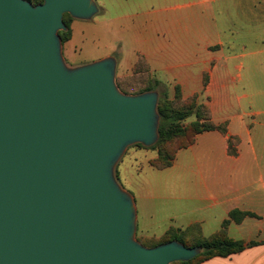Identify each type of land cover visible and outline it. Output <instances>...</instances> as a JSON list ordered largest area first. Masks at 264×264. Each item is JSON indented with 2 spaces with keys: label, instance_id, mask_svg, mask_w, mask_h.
Returning <instances> with one entry per match:
<instances>
[{
  "label": "water",
  "instance_id": "1",
  "mask_svg": "<svg viewBox=\"0 0 264 264\" xmlns=\"http://www.w3.org/2000/svg\"><path fill=\"white\" fill-rule=\"evenodd\" d=\"M94 0H0V264H174L202 247L136 239L138 208L116 168L159 141L160 93H123L113 56L69 66L65 16Z\"/></svg>",
  "mask_w": 264,
  "mask_h": 264
},
{
  "label": "crops",
  "instance_id": "2",
  "mask_svg": "<svg viewBox=\"0 0 264 264\" xmlns=\"http://www.w3.org/2000/svg\"><path fill=\"white\" fill-rule=\"evenodd\" d=\"M199 2L217 5V21L215 26L209 23L210 30L204 35L200 32L197 48L181 53L168 40L167 45L136 53L147 59L160 83L179 85L184 97L198 94L199 103L210 109L213 122L228 125L226 135L205 132L186 149L193 151L201 146L206 155L201 173L205 189L199 199L201 208L198 217L192 215L184 225L197 222L218 230L232 211L250 214L241 222L232 221L229 228L232 239L242 241L246 249L202 264H264V0ZM72 30L69 42L74 36L73 26ZM212 30H216L215 39L207 34ZM213 45L219 48L214 54L209 50ZM179 57L188 62L178 63ZM117 60V72L123 66L125 74H130L138 55ZM233 137L240 141L235 155L229 153ZM170 219L176 223L173 217Z\"/></svg>",
  "mask_w": 264,
  "mask_h": 264
},
{
  "label": "rangeland",
  "instance_id": "3",
  "mask_svg": "<svg viewBox=\"0 0 264 264\" xmlns=\"http://www.w3.org/2000/svg\"><path fill=\"white\" fill-rule=\"evenodd\" d=\"M94 1L100 12L92 20H66L71 31L72 26L74 28L72 41L63 43L66 63L69 66L85 65L110 53L121 60L138 55L137 63L130 70V74H125V68L120 67L117 72V85L118 80L124 82L130 78L132 80H128L127 84L131 85L132 90L151 85L161 97L175 99L179 85L168 86L160 83L147 59L140 52L136 53V50H150L158 45H167L170 40V44L181 53L190 52L193 47L199 46L200 41L197 40L202 38L200 32L204 35L210 30L209 23L215 26L217 5L211 2L201 3V0ZM194 2L198 4L191 6ZM212 31L207 34L215 39L216 30ZM209 48L213 54L219 49L215 45ZM140 58L145 63L137 66ZM186 61L188 62L184 58H178V63ZM204 82L207 85V74L204 75ZM181 96L184 99L193 97H184L182 90ZM194 96H197L199 103V95ZM193 120L191 118L185 124ZM236 147L237 145L233 147L235 151ZM188 148L176 153L177 164L170 169L159 170L153 166V162L159 158L158 149H143L136 145L127 150L117 165L116 174L121 186L136 199V239L146 247L150 248L148 244L161 241L172 229L185 232L187 240L193 241L211 237L223 228V225L218 230L205 228L197 222L184 225L192 215V218L198 217L201 208L199 199L205 191L201 173L206 154L201 146L193 151L186 150ZM216 157L217 160L220 159L219 156ZM171 217L176 220L175 224L171 222ZM230 225L231 222L227 227V235L232 239Z\"/></svg>",
  "mask_w": 264,
  "mask_h": 264
},
{
  "label": "trees",
  "instance_id": "4",
  "mask_svg": "<svg viewBox=\"0 0 264 264\" xmlns=\"http://www.w3.org/2000/svg\"><path fill=\"white\" fill-rule=\"evenodd\" d=\"M33 5L43 3V0H27ZM72 19L70 15L65 16V24L67 31L60 32V36L63 43L71 40L72 31L66 22L67 19ZM144 59L140 58L137 66L143 65ZM128 80H118L119 88L125 94H142L149 91H154L153 86L149 85L139 90H132L131 85L127 84ZM206 82V81H205ZM159 84V83H158ZM159 114L161 117L159 127V141L151 148H145L142 145H136L143 149H158L159 158L153 162V166L159 170H164L172 167L173 162L176 158V153L181 150L188 148L195 144L196 139L199 135L210 132L218 131L223 135L228 132V125L221 124L216 125L212 120V114L208 106L200 104L197 101V96H193L188 99H184L181 96V88H177V94L175 99H169L168 97H161L159 101ZM194 120L185 124L189 119ZM239 144V139L233 137L229 141V153L235 155L236 151L233 149L234 146ZM250 214L240 212L238 210L230 213L229 219L223 223V228L208 238H198L193 241H188L185 232L181 233L177 230H170L167 235L158 243H150L149 246L156 247L161 244L169 243L172 241H178L183 243L186 247H202L203 252L195 259L189 262H177L174 264H202L214 258H227L234 254H238L246 249L245 244L242 241H236L231 239L227 235V227L230 222H241L243 218ZM251 243L250 245H255Z\"/></svg>",
  "mask_w": 264,
  "mask_h": 264
}]
</instances>
